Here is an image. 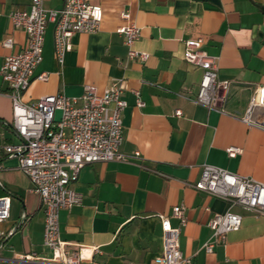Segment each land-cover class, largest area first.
I'll return each instance as SVG.
<instances>
[{
    "label": "crops",
    "instance_id": "obj_1",
    "mask_svg": "<svg viewBox=\"0 0 264 264\" xmlns=\"http://www.w3.org/2000/svg\"><path fill=\"white\" fill-rule=\"evenodd\" d=\"M31 0H0V40L13 38L12 48L0 46L4 57L21 50L23 30L14 28L10 12L27 9ZM102 8L100 28L76 33L72 48L59 64L53 53V23L45 27L42 61L22 92L24 103L44 94L78 97L85 84L104 89L123 85L128 102L122 112L125 160L85 164L71 187L82 200L58 213L60 238L68 248L98 246L95 264H158L162 249L159 214L171 215L182 205L180 249L192 264H264V216L235 205L241 225L204 248L211 238L214 213L224 212V199L196 189L203 164H211L264 182V128L242 120L252 95L264 86V0H92ZM63 0H43L60 8ZM122 11L129 18L121 16ZM129 22L140 28L134 49L149 54L144 61L127 58L124 36L116 28ZM201 37L202 49L217 58L218 78L229 81L218 108L192 100L203 69L183 59L184 41ZM132 90L139 91L136 106ZM9 87L0 79V195L10 196L9 217L0 222L8 232L0 245V264H34L19 254L50 256L43 244L44 212L40 196L18 168L6 144H18L12 127ZM180 110L181 114H175ZM255 117L264 120V108ZM229 146L241 148L229 156ZM138 152V155H135ZM172 226L179 220L169 218Z\"/></svg>",
    "mask_w": 264,
    "mask_h": 264
},
{
    "label": "built area",
    "instance_id": "obj_2",
    "mask_svg": "<svg viewBox=\"0 0 264 264\" xmlns=\"http://www.w3.org/2000/svg\"><path fill=\"white\" fill-rule=\"evenodd\" d=\"M121 16L129 18L127 11ZM14 28L26 34L21 50L7 54L0 65V79L9 87L8 96L12 103V127L20 137L18 144H6L7 154L16 155L18 168L28 177L34 191L40 196L44 212L43 244L50 249V256L35 252L19 254L24 262L34 264H95L94 254L98 246L79 244L67 247L60 238L58 213L79 204L82 196L71 187L80 169L88 163L125 160L119 150L122 141V112L128 102L122 97L123 85L113 83L101 89L94 84H85L78 97L63 93L44 94L38 99L24 103L22 92L32 78L45 81L47 72L34 74L42 61L45 27L53 25V53L61 64L67 51L72 48L71 38L76 33H91L100 28L102 8L92 0H63L60 8H45L43 0H31L27 9L10 12ZM124 36L127 58L142 61L147 52L134 49L133 44L140 36V28L133 22L116 28ZM201 37L184 41L183 59L203 69L197 92L192 100L208 108H218L226 96L228 80L218 78L217 58L202 49ZM11 36L0 40V46L12 48ZM136 106L144 103L138 90H132ZM257 108H264V86L252 95L242 116L249 126L264 128V120L255 117ZM56 110H61L59 120L54 119ZM180 115L181 111L176 110ZM229 156L241 152V148L229 146ZM135 152V155H138ZM193 186L208 194L227 201L224 212L214 213L208 221L212 229L211 238L204 248L211 252L216 242H223L230 231L237 230L242 221L239 213L231 210L238 205L264 216V182L248 176L230 172L225 168L203 164L200 178ZM10 196L0 195V222L9 217ZM179 220L172 226L169 218ZM162 226V249L156 258L158 264H192V258L180 249V226L186 221L184 207L173 206L171 215L159 214ZM8 234L0 230V245Z\"/></svg>",
    "mask_w": 264,
    "mask_h": 264
},
{
    "label": "water",
    "instance_id": "obj_3",
    "mask_svg": "<svg viewBox=\"0 0 264 264\" xmlns=\"http://www.w3.org/2000/svg\"><path fill=\"white\" fill-rule=\"evenodd\" d=\"M60 115H61V110H56V111H55V114H54V119H55V120H59Z\"/></svg>",
    "mask_w": 264,
    "mask_h": 264
}]
</instances>
